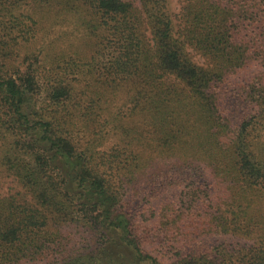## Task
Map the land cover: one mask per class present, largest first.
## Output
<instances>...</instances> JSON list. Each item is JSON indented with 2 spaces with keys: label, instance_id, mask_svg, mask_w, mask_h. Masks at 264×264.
<instances>
[{
  "label": "trees",
  "instance_id": "obj_1",
  "mask_svg": "<svg viewBox=\"0 0 264 264\" xmlns=\"http://www.w3.org/2000/svg\"><path fill=\"white\" fill-rule=\"evenodd\" d=\"M168 1L58 0L103 33L81 92L0 65V264H264V0Z\"/></svg>",
  "mask_w": 264,
  "mask_h": 264
},
{
  "label": "rangeland",
  "instance_id": "obj_2",
  "mask_svg": "<svg viewBox=\"0 0 264 264\" xmlns=\"http://www.w3.org/2000/svg\"><path fill=\"white\" fill-rule=\"evenodd\" d=\"M182 0H169L167 13H169L176 24L183 9ZM82 16L83 24L77 25L67 15L58 0H25L16 4L9 2L0 5V65L3 74L17 77L32 70L33 75L38 79L42 90L50 89L53 85L50 79H56V73L61 72L58 68L66 67L65 61L72 56L82 57V62L77 63L76 75L65 76L61 74L76 92H81L94 82V76L88 75L91 58L100 56L101 35L103 33L98 27L99 18L92 20V15L86 8L77 10ZM180 17V16H179ZM62 19L61 24L58 23ZM66 20L65 22H63ZM92 27L87 28L86 23ZM98 28V29H96ZM55 55V56H54ZM62 56L64 60H62ZM60 58V59H59ZM56 59H59L57 65ZM95 73V72H93ZM130 86H124L121 91V98ZM47 91H44L45 95ZM5 108L0 105V120L3 119ZM1 122V121H0ZM0 125V161L3 153L2 129ZM148 148H152L148 145ZM144 149V152H150ZM25 194L17 179L0 165V196ZM30 200L31 197L27 196ZM259 234H262L258 232ZM215 246L251 245L250 241L229 237L217 236L211 240Z\"/></svg>",
  "mask_w": 264,
  "mask_h": 264
}]
</instances>
